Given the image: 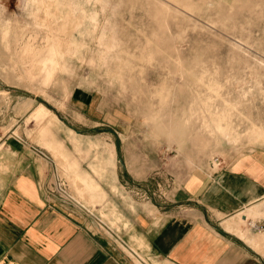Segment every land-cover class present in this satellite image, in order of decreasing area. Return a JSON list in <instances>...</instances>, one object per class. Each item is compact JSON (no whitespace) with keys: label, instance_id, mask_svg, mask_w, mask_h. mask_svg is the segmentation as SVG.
Instances as JSON below:
<instances>
[{"label":"rangeland","instance_id":"rangeland-1","mask_svg":"<svg viewBox=\"0 0 264 264\" xmlns=\"http://www.w3.org/2000/svg\"><path fill=\"white\" fill-rule=\"evenodd\" d=\"M0 133L47 150L113 227L86 171L170 202L189 173L264 150V0H0Z\"/></svg>","mask_w":264,"mask_h":264},{"label":"crops","instance_id":"crops-1","mask_svg":"<svg viewBox=\"0 0 264 264\" xmlns=\"http://www.w3.org/2000/svg\"><path fill=\"white\" fill-rule=\"evenodd\" d=\"M53 163L26 138L0 133V264H264V237L241 228L264 226L262 149L189 173L163 204L137 198L143 186L121 181L115 166L105 187L86 171L96 184L86 189L116 227L47 190Z\"/></svg>","mask_w":264,"mask_h":264},{"label":"built area","instance_id":"built-area-1","mask_svg":"<svg viewBox=\"0 0 264 264\" xmlns=\"http://www.w3.org/2000/svg\"><path fill=\"white\" fill-rule=\"evenodd\" d=\"M46 188L51 193L56 194L60 198L61 202L78 206V208H81L88 212V210L74 198L65 182L61 181L58 177H54V179L49 181L46 185ZM253 228H255L256 230H260L263 228V226H258L254 224Z\"/></svg>","mask_w":264,"mask_h":264},{"label":"bare ground","instance_id":"bare-ground-1","mask_svg":"<svg viewBox=\"0 0 264 264\" xmlns=\"http://www.w3.org/2000/svg\"><path fill=\"white\" fill-rule=\"evenodd\" d=\"M253 226H254V225H253ZM262 231H264V230H262ZM262 231H261V232H262Z\"/></svg>","mask_w":264,"mask_h":264},{"label":"water","instance_id":"water-1","mask_svg":"<svg viewBox=\"0 0 264 264\" xmlns=\"http://www.w3.org/2000/svg\"><path fill=\"white\" fill-rule=\"evenodd\" d=\"M58 118H60V117L58 116Z\"/></svg>","mask_w":264,"mask_h":264}]
</instances>
